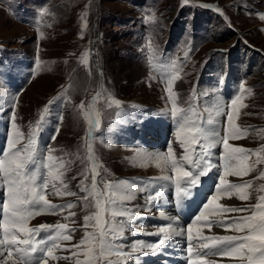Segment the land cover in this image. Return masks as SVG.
Wrapping results in <instances>:
<instances>
[{"label": "rangeland", "instance_id": "374dc122", "mask_svg": "<svg viewBox=\"0 0 264 264\" xmlns=\"http://www.w3.org/2000/svg\"><path fill=\"white\" fill-rule=\"evenodd\" d=\"M12 1L11 5H7L17 10H5L0 3V98H5L10 92V77L15 81V77L21 76L25 70L31 76V81L25 88L12 92L15 96L14 101L11 100L15 122L14 119L8 121L5 110L0 112V118L8 125L1 141L6 134L9 137L13 135V123L17 128L16 123H19L22 129L18 130L22 133L23 129L31 131L32 128L37 131L46 128L53 132V135L48 134L42 140L36 138V143L43 146L36 145L37 152L46 154L50 151L54 157L59 158L57 163L60 160L65 162V168L69 170L60 171H64L63 179L67 189L62 190L75 192L76 195L57 196L50 186L47 198L54 205L75 206L64 208L55 214H41L33 219L37 224L67 225V229L63 231L71 235L72 239L61 241L55 253H66L69 259L65 262L63 259L55 260L58 263L74 264L77 257L72 254L75 250L73 245L80 243L86 231H93L91 227L85 228L83 218L91 215L95 208H85L86 201L82 198L85 194L78 188L80 181L84 180L81 173H85L84 155L78 149L80 138L84 137L83 130L89 129L85 124L87 120L84 114L88 109L96 117L99 110L103 113L104 124L96 127L94 134L87 139V143L100 142L104 147L100 144L97 146V151L104 154L100 158V162H105L101 165L102 177L114 184L136 180L144 188L147 183L155 184L152 182L155 178L149 181L146 179L144 175L147 172L161 174L160 176L170 173L173 177L174 173L161 166L141 163L136 165L135 160L130 158V155L140 156L134 147H131L134 149L132 151H128L129 147L105 150L109 146H115L116 141V136L112 137L105 131L111 127L114 129L115 123L118 135L130 133L133 129L144 131L147 124L142 116L149 119L151 116L156 117L155 122L153 119L149 121L154 122L155 129L166 131L168 124L157 119L172 120L169 115L173 105L167 88L169 79L176 75L178 78L172 84L173 94L177 98L176 106L182 110L192 107L195 110L193 119H199L202 123L208 121L206 127L212 123L222 135V115L230 111V103L224 104L225 98L218 80L224 76L229 61L233 65L251 62L259 71L246 77L244 88L239 82L238 96L243 97L242 103L247 107L238 106L233 122L245 121L252 127L239 125L241 130H248L246 135L231 139L229 143L253 152L264 146V131H261L264 129V19H261L264 0H22L25 2L22 10L19 2ZM95 1H99V16L95 14ZM186 30L192 31V35L186 34ZM161 43L167 45L166 53L165 45ZM192 49L195 51L189 59ZM208 51L214 52L210 56L217 61L204 65L201 73L193 58L203 60ZM175 55L180 56L178 63L173 60ZM221 64H224L223 69H219ZM232 71L236 73L234 67ZM129 99H134L135 105L123 102ZM81 104L84 105L83 108L80 107ZM217 106L222 111H217ZM112 115L115 123H112ZM44 117V122H35L33 127L32 123L36 119L42 121ZM31 118L32 123H28ZM212 118L221 122L209 123ZM167 130L170 134L166 131L163 135L150 126L145 132L132 133L137 142H140L139 137L143 134L147 140L161 137L169 139L179 160L183 155V149L179 147V136L176 132H170L169 127ZM28 138L24 136L21 145L27 143ZM196 148L199 150V145ZM167 149L168 145H164L160 149L142 153L139 147L141 155L149 156L157 164L159 161L155 154L164 153ZM212 152L213 162L222 164V145L212 149ZM261 155L264 156V153ZM250 160L249 164H254L256 156L253 155ZM92 163L98 168L95 158ZM261 172H264V163L256 164L253 171L242 175L246 177L245 181H252L247 190L250 193L249 199L241 201L233 196L228 202L245 205V202L255 200L257 203L258 197L262 193L264 195V192L259 191L260 186L264 185V179L259 178ZM214 174L215 168L209 172V175ZM74 176L76 179H73ZM91 176L92 174L85 182L91 183ZM157 181L159 183L162 180ZM55 183L60 187L59 181ZM202 189L203 191L201 186L193 189L192 194L183 200L180 197L157 199L159 208L154 204H143L142 213L158 212L163 208H182L187 201L196 200L205 193V184ZM121 194L124 193L121 191ZM210 194L214 193L210 192L208 195L211 196ZM148 195L144 194L145 200ZM0 202H3L2 193ZM122 203L125 206L127 201ZM132 212L133 210L130 211ZM144 219L145 217L132 214L117 217L118 221L132 220L133 224L151 230L152 233L157 230V225ZM72 229L75 231H71ZM122 232L123 230L119 232L120 237ZM44 235L42 231L37 239ZM122 245L125 247H121ZM137 247L138 242L132 238L120 244L123 252L126 249L135 252ZM130 256L126 254L119 257V264L126 263V258ZM81 260H84L82 254ZM129 263L132 264L133 261Z\"/></svg>", "mask_w": 264, "mask_h": 264}, {"label": "snow or ice", "instance_id": "6c2138e0", "mask_svg": "<svg viewBox=\"0 0 264 264\" xmlns=\"http://www.w3.org/2000/svg\"><path fill=\"white\" fill-rule=\"evenodd\" d=\"M261 19H264V14L261 15ZM177 78L173 75L169 79L167 91L173 105L170 118L175 122L176 135L182 137L179 147L183 149V155L178 160L171 144L166 152L155 154V158L159 161L158 166L168 168L174 173V177L165 175L159 179L174 184L181 200L189 197L192 194L191 189L200 184L201 177L206 176L214 168L218 181L214 194L205 199L201 205L202 210L186 226L187 252L193 253L196 249L195 258L190 260V264H217L216 260H209L207 257L235 258L240 264H264V195H260L258 202L252 206L236 207L219 203L222 198L231 200L233 196L241 201L249 199L250 193L247 189L251 187L252 181L236 184L231 183L228 177L246 175L254 170L256 164L264 163V156L261 155L264 153V146L253 152L229 143L231 139L244 137L248 131L241 130L233 122L238 106L247 107V105L242 103L241 96L230 101L225 134L221 135L218 128L205 126L208 121L202 123L199 119H192L190 113L195 111L192 107L182 110L176 106L177 98L173 94L172 84ZM80 107L83 108L84 105L81 104ZM217 111L222 109L217 106ZM98 123V119L88 120L89 138L93 129L98 127ZM12 128L13 135L6 141L7 150L0 153V193L3 194V202L0 203V214H2L0 264H48V258L67 260L69 257L54 255L61 241L72 239L71 235L63 231L67 229L66 224H41L34 228L28 225L30 220L38 215L55 214L64 208L70 209L75 206L74 204L54 205L47 198V190L50 186L53 194L57 196L76 195L75 192L62 190L67 189V184L63 179L64 171L60 170L69 169L65 168L63 160L57 163L59 158L54 157L50 151L46 154L37 152L36 128L29 133L27 143L22 145L24 133L18 130L15 123L12 124ZM196 145H199V150ZM220 145H222L220 156L222 164H216L213 162L212 149ZM88 149L91 159V144H88ZM253 155L256 156V160L254 164H249ZM91 171V188L85 185L88 179L87 173H81L84 180L80 181L78 188L85 194L83 196L86 201L85 208L90 206L95 208L91 215H85L83 218L85 228L91 227L93 231H86L80 243L73 245L75 249L73 255L77 257L74 264H119L118 258L125 256L120 249L123 238L119 236L125 222L118 221L117 217L129 215L122 201L130 202L132 193L128 190L122 195L118 182L112 184L103 177L101 184L98 185L97 177L100 176V172L95 165ZM259 178L264 179V172L259 174ZM73 179L76 177L74 176ZM56 181H59L60 187L57 186ZM259 191L264 192V185L260 186ZM159 195V189L150 193L148 203L150 204ZM90 197L91 201H89ZM233 213H250V215H229ZM71 215L74 216L75 213ZM213 226L234 234H203V228L211 232ZM42 231L45 235L38 240L37 237ZM71 231L74 232L75 229ZM160 233H163V238L159 239L158 244L149 246L153 252L157 251L160 245H165L171 236L177 234L171 224L166 228H160ZM179 235H185L183 229L179 231ZM81 249H83L82 253ZM34 253L36 255H33ZM81 254L84 260L79 259ZM114 257L117 259L113 260Z\"/></svg>", "mask_w": 264, "mask_h": 264}, {"label": "trees", "instance_id": "16d2710c", "mask_svg": "<svg viewBox=\"0 0 264 264\" xmlns=\"http://www.w3.org/2000/svg\"><path fill=\"white\" fill-rule=\"evenodd\" d=\"M3 2H6V0H2ZM1 3V2H0ZM95 3H96V9H95V14L97 15V16H99V10L97 9V7H98V5H99V1H95ZM2 6H4L3 4H2Z\"/></svg>", "mask_w": 264, "mask_h": 264}, {"label": "bare ground", "instance_id": "6f19581e", "mask_svg": "<svg viewBox=\"0 0 264 264\" xmlns=\"http://www.w3.org/2000/svg\"><path fill=\"white\" fill-rule=\"evenodd\" d=\"M158 126H160V125H158ZM168 126H169V125H168ZM173 126L176 127L175 123H174ZM160 128L162 129L163 127H160ZM160 128H159V129H160ZM157 129H158V128H157ZM157 180H160V179H159V178H155V179L152 180V182L155 183V184H157ZM160 186H161V185H160ZM64 254H66V253H64ZM65 261H66V260H64V262H65Z\"/></svg>", "mask_w": 264, "mask_h": 264}]
</instances>
